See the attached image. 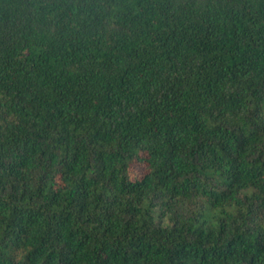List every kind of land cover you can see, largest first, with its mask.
I'll use <instances>...</instances> for the list:
<instances>
[{
    "label": "trees",
    "instance_id": "trees-1",
    "mask_svg": "<svg viewBox=\"0 0 264 264\" xmlns=\"http://www.w3.org/2000/svg\"><path fill=\"white\" fill-rule=\"evenodd\" d=\"M0 264H264V0H0Z\"/></svg>",
    "mask_w": 264,
    "mask_h": 264
}]
</instances>
